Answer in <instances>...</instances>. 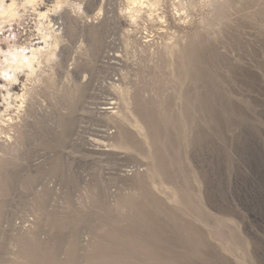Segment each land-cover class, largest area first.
Returning a JSON list of instances; mask_svg holds the SVG:
<instances>
[{"label": "rangeland", "instance_id": "obj_1", "mask_svg": "<svg viewBox=\"0 0 264 264\" xmlns=\"http://www.w3.org/2000/svg\"><path fill=\"white\" fill-rule=\"evenodd\" d=\"M16 1L0 49L53 55L0 73V264H32L39 245L65 264L74 230L75 264H95L141 185L215 257L194 264H264V0H160L135 19L126 0Z\"/></svg>", "mask_w": 264, "mask_h": 264}, {"label": "bare ground", "instance_id": "obj_2", "mask_svg": "<svg viewBox=\"0 0 264 264\" xmlns=\"http://www.w3.org/2000/svg\"><path fill=\"white\" fill-rule=\"evenodd\" d=\"M10 1L11 2L8 4L6 0H0V31H2L5 24H11L15 20V18L21 17L18 11L20 4L16 0H10ZM38 1H43V0H25V3L22 5L34 6L36 5V3H38ZM126 2L128 5V10L130 11L131 17L133 19H135V17L137 16V13L139 10L138 8L143 6L145 3L153 9L157 8L160 5V0H126ZM62 3H63V0H57L55 2V7L60 6V4ZM46 15L47 14L45 13H40L41 17H46ZM56 42L57 40L55 41V43ZM46 45H48V42ZM8 50L7 52H9ZM30 50H31L30 55H28L29 52L28 53L26 52V48L25 49L21 48L20 50V49L13 47V52L10 51L11 53H5L3 52L2 49H0V54L4 56V59H2L4 63L2 66H0V73H2V75L5 78H8V80L11 79L12 81L15 79L17 80L16 73L18 71L19 73H21V70H24L25 68H27L29 70L28 75L31 76L34 74L33 61L36 58V56H45V57L47 56L49 60V58L53 55L52 48L39 47L35 49H30ZM188 52L190 54V57L193 58L194 50L190 48ZM190 59H189V62H190L189 64L191 65L192 61H190ZM187 67H190V66H187ZM193 67H194V64H193ZM188 107H189V104H188ZM144 117H146L149 121H151V125L155 128V131H153L155 133L154 136L155 137L159 136L160 134L159 123L160 122L155 120L156 118L155 114L153 113L151 115L146 114V116L144 115ZM160 119L163 120V117ZM70 128L71 126L66 127V129H69V130ZM170 128H173V127H170ZM175 130L176 129H174V131ZM155 157L157 160V166H159V170L160 168L163 169L166 175L170 176L169 174L170 171L166 170L164 166L163 168L162 166H160V161L161 162L165 161L164 156L162 155L160 156V153L158 154L156 153ZM140 190L143 194L141 196V199L132 202L131 209L129 210V213H128L129 216L122 217V221H125V225L122 227L112 226L111 228H108L106 226L104 230L106 231V233L103 234L104 236L100 237L99 240L96 239V241L92 244L91 246L92 250L90 251L89 254L85 256L86 259L93 260L95 264H131L128 262V260L130 259H133L135 264H194L192 257L197 255L204 260L214 261L215 257L212 256L211 253H209V255L202 254L201 251L197 249L198 242L200 243V241L196 243V241L194 240L195 238L185 239V237H182L180 234H178L179 233L178 231L181 232V230L183 229L185 230L187 225H181L178 222H175L174 225L177 226L175 230L174 225H173L174 227H169L168 225L161 223L160 222V201L155 200L152 195H148L146 191L144 190L143 185L140 186ZM99 202L101 205H103V201H99ZM172 217L175 218L173 214H172ZM99 221L100 222L104 221V218L100 219ZM71 223H73L72 219L69 220L66 224L56 223L57 224L56 228L61 230V233H62V231L65 228H67ZM103 224L104 223H102V225ZM178 227L180 228L178 229ZM73 234H74L73 235L74 239L72 240L73 242L71 244L72 249H69L68 251L69 260L65 264H75L77 262L76 260L80 258L79 256H77L79 253V250L77 249L78 239H77V233L75 230L73 231ZM58 236H61V235H58ZM63 238H64L63 236L60 239L58 237H55V242L60 243L62 242ZM184 244L191 246L189 247V249H187L188 250L187 256H182L178 254L177 252L178 248L182 247ZM39 247L40 245L38 246L37 249H33L30 252V254H34V257H35L34 261L32 260V264H44L47 261L52 263L54 260H56L59 249H51V251L47 252L45 249H41Z\"/></svg>", "mask_w": 264, "mask_h": 264}]
</instances>
